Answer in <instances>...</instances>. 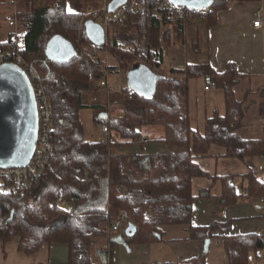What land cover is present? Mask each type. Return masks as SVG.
I'll return each mask as SVG.
<instances>
[{
	"label": "trees",
	"instance_id": "1",
	"mask_svg": "<svg viewBox=\"0 0 264 264\" xmlns=\"http://www.w3.org/2000/svg\"><path fill=\"white\" fill-rule=\"evenodd\" d=\"M5 1L0 0V12ZM140 1L137 11L124 22L112 24L108 46L94 45L88 39L85 27L93 19L81 10H68L67 0L18 2L17 15L27 28L19 53L47 85L52 106V154L34 185L23 192H0V239H17L18 250L28 255L44 243L62 242L68 246V264H95L96 245L107 239L109 225L125 210L128 222L136 226L134 235L126 237L128 245L159 240L166 225H182L186 238L196 239L201 250L178 264H206L204 241L217 236L230 264H249V252L264 246V235L225 234L232 220L191 223L192 179L206 175L198 158L207 155L213 145L222 147L224 156L241 160L264 154V137L245 138L240 133L247 107L245 98L238 99L234 89L241 75L232 64L217 72L207 63H189L172 69L171 74L156 72L163 62V44L169 43L172 32L175 40L181 41L189 20L156 12L154 6L169 5L167 0ZM234 1L257 0H212L203 21L214 25L218 12ZM54 35L73 45L76 55L70 61L58 63L46 56V44ZM10 49L8 39L0 41V51ZM101 50L115 60L110 67L128 72L141 63L138 55H142L143 64L158 75L148 97L126 84L121 98L112 102L120 116L112 113L101 118L108 112L106 103L85 101L98 89L95 85L106 67L104 59L96 61L94 57V52ZM192 77H204L205 83L214 81L223 95L224 111L216 108L206 116L202 131L192 128L189 120L188 79ZM81 109H92L94 122L106 124L118 139L109 143L85 140ZM146 125H162L165 134L161 141L175 150L150 154L148 165L142 167L138 160L143 156L133 158L123 148L133 144L143 147L137 129ZM246 177V195L263 196L264 178L257 177V170ZM222 179L219 202L235 203L242 195L228 178ZM59 196L73 208L50 206Z\"/></svg>",
	"mask_w": 264,
	"mask_h": 264
},
{
	"label": "crops",
	"instance_id": "2",
	"mask_svg": "<svg viewBox=\"0 0 264 264\" xmlns=\"http://www.w3.org/2000/svg\"><path fill=\"white\" fill-rule=\"evenodd\" d=\"M257 12L261 15V26L254 28L252 22ZM183 35V39L178 41L175 40L172 32L169 43L163 44L175 52H171L172 57L167 65L165 66L162 62L156 72L171 74L172 69H182L189 63H207L217 72H222L229 64L234 65L241 75V79L234 89L235 95L236 89L240 87L243 90V97L238 99L245 98L244 105L247 107L240 133L245 138L264 137L262 79L264 69V0L234 1L227 9L218 12L216 22L211 26L207 25L203 18L190 20L184 27ZM105 53L104 58L99 57L107 60L109 54ZM202 78L204 79V77ZM107 90L109 94L112 91L115 92L118 96L117 99L122 96L123 90L118 87ZM212 90L213 88L209 90L203 88L204 92ZM93 100L90 103H96V100ZM219 100L222 104L223 95L217 93L204 100V104L210 101L209 103L212 105H206L204 108L203 123L204 118L210 115L214 109L218 108L221 112L224 111L219 103H215ZM106 105L108 115L112 113L118 116L122 115L120 111H115L112 102H107ZM253 107L257 111L259 120H256V117L252 115V117H248L250 110H254ZM196 109L195 117L199 116L198 107ZM188 113L189 120H191L189 103ZM79 115L83 125L84 139L93 142L99 141L101 131L98 135L94 134L92 130L94 127L92 109H81ZM137 130L140 140L144 142L143 147L133 144L124 147L123 152L133 158L143 156L138 160L140 166L148 165L150 154L175 150L174 146L161 141L165 134L162 125L140 126ZM112 134L114 139H118L117 133L112 131ZM223 154V148L213 145L207 155L197 159L206 175L196 176L192 179L191 191L195 200L192 207L191 223L207 225L214 221L232 220L231 228L225 234L241 235L253 232L264 235V204L260 202L258 196L246 195L249 186L246 174L249 171L257 170V177L264 178V170L257 169V165L261 163L260 156L241 160L226 157ZM230 161H233L234 165L229 166ZM222 178H228L236 193L242 195L235 203L225 205L219 202L217 196L220 195L223 187ZM175 227L178 226L166 225L159 240L132 244L128 247L110 242L108 247L104 248V244L108 242V239L104 238L95 247V264H178L181 260L196 257L201 250L198 241L186 238L187 233L184 226H181L182 228ZM174 229H176L175 233H173ZM122 233L116 232L113 237H120L119 240L126 242V235ZM102 251L105 253L107 262L102 260ZM0 264H68V246L62 242L44 243L37 252L28 255L18 250L17 239L12 238L5 242L0 239ZM206 264H230L218 236L210 238ZM249 264H264V246L249 252Z\"/></svg>",
	"mask_w": 264,
	"mask_h": 264
},
{
	"label": "built area",
	"instance_id": "3",
	"mask_svg": "<svg viewBox=\"0 0 264 264\" xmlns=\"http://www.w3.org/2000/svg\"><path fill=\"white\" fill-rule=\"evenodd\" d=\"M20 0H6L3 7H7L8 10L4 13V22L10 29L7 39L10 42L11 49L7 52L0 51V64L14 63L20 66L27 74L33 85V91L36 99L37 106V119L38 130L35 142V148L30 156L28 162L23 166L2 167L0 166V192H16L28 189L34 185L41 177L44 167L48 162L52 154V123H51V102L47 93V85L40 80L38 72L33 66L28 65L19 51L23 48L26 42L27 28L23 22L18 18V2ZM81 5L80 10L86 15L90 16L95 23L99 24L104 30V46L111 44V26L113 23H122L127 17L137 11L140 6V0H126L123 4L117 6L114 10H109L108 6L112 0H77ZM156 12L161 11L167 14L184 17L187 20H194L197 18H203L206 15L205 9H190L182 5H175L169 3V5H156L154 6ZM252 26L258 28L261 26V15L259 12L255 14ZM125 49H129L126 45ZM107 52V51H106ZM139 55L138 60L144 63V59ZM96 61L101 57L98 56V52H94ZM106 61V67L102 70V76L97 81L95 87L106 88L108 86V77L110 74L117 72V69L110 67ZM263 79V92H264V69L262 72ZM215 82L209 81L205 83L204 90L215 88ZM112 130L106 125H101V135L99 141L102 143H109L112 141ZM261 163L257 165L258 170H264V154L260 156ZM261 203L264 204V195L259 197ZM50 206H65L69 210L73 206L67 203L62 196L57 197L50 203ZM128 214L125 210L121 211L118 217L111 222L107 229L108 242L104 244V248L108 247L111 242L113 234L116 232H123L128 225ZM112 264V263H108Z\"/></svg>",
	"mask_w": 264,
	"mask_h": 264
},
{
	"label": "water",
	"instance_id": "4",
	"mask_svg": "<svg viewBox=\"0 0 264 264\" xmlns=\"http://www.w3.org/2000/svg\"><path fill=\"white\" fill-rule=\"evenodd\" d=\"M125 1L112 0L108 9L114 10ZM167 1L190 9H205L212 3V0ZM85 31L94 45L104 44V30L99 24L90 20L86 24ZM45 53L54 62L66 63L76 55V50L64 37L54 35L48 40ZM155 78L157 80V77ZM156 80H154V72L143 63L136 64L127 74V85L146 97L153 94ZM100 116L106 118L108 114ZM37 130V106L31 80L17 64L9 62L0 64V166L25 165L34 151ZM135 232L136 226L129 222L124 234L126 237H131ZM118 238L112 237L111 242L128 247L127 242ZM209 241L210 238L205 239L203 253H207ZM101 257L103 262H107L103 251Z\"/></svg>",
	"mask_w": 264,
	"mask_h": 264
},
{
	"label": "rangeland",
	"instance_id": "5",
	"mask_svg": "<svg viewBox=\"0 0 264 264\" xmlns=\"http://www.w3.org/2000/svg\"><path fill=\"white\" fill-rule=\"evenodd\" d=\"M67 4H68V10L80 11L81 5L79 4V2L77 0H67ZM7 10H8V8L4 6V7H2V10L0 12V41L6 40L8 34L10 32V29L7 27L6 23L4 22V17H3L4 13H6ZM18 18H19V16H18ZM105 52L106 51H104V50L98 51V56H101L102 58H104V56L106 55ZM171 52H175V51L172 50L170 47H166L163 45L162 55H163V63L165 66L171 60V57H172ZM107 62L115 65V60L110 55L107 59ZM127 74H128V72L125 69L118 67L117 72L110 74V76L107 79L109 86H107L106 88L97 89L95 92H93L94 96H93V94L92 95L88 94L85 101L86 102H92V101H94L93 99H95L96 102H99V103H107V102L111 103V102L115 101L118 97L117 94H115V92H113V91H112V93L110 92V94H109L107 89H114L115 87H118V89L123 90V88L127 84ZM155 77H157L156 73H154V80H156ZM188 84H189V100L188 101H189V112H190V117H191L190 124H191L192 128L197 129L198 131H202L204 108L206 107V105H209V106L212 105L209 103L210 101H208L206 104H204V100L208 99L210 97V95L217 93V94L222 96V94H221V91L216 87L213 88V90L210 92H204L203 87L205 85V81L202 77L189 78ZM236 96H237V98L243 97V90L240 87H238L236 89ZM215 103L216 104L219 103V105H221V107L224 108L223 103L221 104L220 100L218 102H215ZM196 106L198 107V114H199V116H197V117H195L196 110H197ZM253 108H254V110H250V114L248 117H250L252 115V116L256 117L255 118L256 120H259V117H257V111L255 110V107H253ZM93 123H94L93 124L94 127L92 128V130L94 131V134L99 135V133L101 131V129H100L101 123H95V122H93ZM220 148H222V147H220ZM228 165L229 166L234 165L233 161H230V163ZM228 165L226 164V167ZM174 226H178L175 228H182L181 227L182 225H174ZM175 232H176V229H174L173 233H175ZM117 233H120V232H117Z\"/></svg>",
	"mask_w": 264,
	"mask_h": 264
}]
</instances>
